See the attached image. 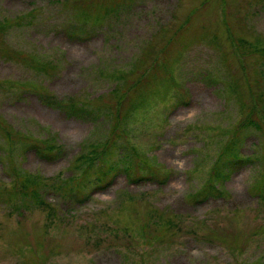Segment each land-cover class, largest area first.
Wrapping results in <instances>:
<instances>
[{
  "label": "rangeland",
  "instance_id": "obj_1",
  "mask_svg": "<svg viewBox=\"0 0 264 264\" xmlns=\"http://www.w3.org/2000/svg\"><path fill=\"white\" fill-rule=\"evenodd\" d=\"M0 264H264V0H0Z\"/></svg>",
  "mask_w": 264,
  "mask_h": 264
},
{
  "label": "trees",
  "instance_id": "obj_2",
  "mask_svg": "<svg viewBox=\"0 0 264 264\" xmlns=\"http://www.w3.org/2000/svg\"><path fill=\"white\" fill-rule=\"evenodd\" d=\"M41 99L44 100L46 103H48L47 101H50V102L53 101L55 103V106L54 107H56V108L57 107H60L62 110H65L69 114H72V115H74V114L80 115V112L82 111V108L81 107H74L70 103H67V104H65L66 106H64L63 103H60V102H62L61 100L55 99V97H53L52 95H50V97H48V98L41 97ZM122 100H123V93L119 96V104L118 105H120V102ZM48 104H50V103H48ZM117 110H118V108H117ZM117 122H118V119H117ZM27 144H28V146L26 147V149L27 148H30V149L35 150L36 155L38 157L42 158V159H46V158L53 159V157H59L61 155V151L60 152L55 151V147H56L57 144L55 143L53 136H50L49 138H39L36 141H31L29 143L27 142ZM219 154H220V152H219ZM219 154H218V156H219ZM106 173H107V171L104 170V172H102V175L105 176ZM141 179L142 178H137V179H135V181H140ZM165 180H166V176H165V179L161 183H163ZM104 185H106V184H104ZM104 185L99 186V187H103ZM213 189L215 191H213L211 189L203 190L202 192H205L206 193L205 196L202 199H199V201H195V202L196 203L205 202V201L209 200L210 198H217V199H219V198H227V199H229L230 196H227V197L222 196L223 195V191L220 190L218 187H214ZM18 194H21L23 198H25V197H28V198L29 197H32L33 200H34V202H36V203H42V204L48 205V203L46 201H44L40 197V194H38V192L36 190H34V189L30 190V193L21 192V191H18V190H12L11 193H9L10 199H14V201H15V198L17 197ZM213 194H215V195H213ZM83 197L88 198V193H84L83 196H82V198ZM77 200L78 201H83V199H81V198H79ZM12 208H15V206L12 205ZM50 209H52V207H50ZM193 230L194 229H188L187 232L192 233ZM184 231H186V230L184 229ZM207 233H208V231H206V234ZM209 237H204L203 238L201 236V238L204 241H207V238H209ZM169 243H171V245H173L172 242H169Z\"/></svg>",
  "mask_w": 264,
  "mask_h": 264
}]
</instances>
